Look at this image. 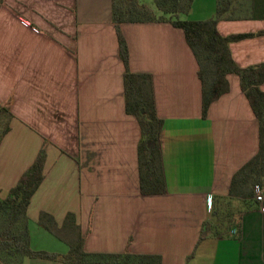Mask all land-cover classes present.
I'll return each mask as SVG.
<instances>
[{
  "label": "crops",
  "instance_id": "obj_1",
  "mask_svg": "<svg viewBox=\"0 0 264 264\" xmlns=\"http://www.w3.org/2000/svg\"><path fill=\"white\" fill-rule=\"evenodd\" d=\"M138 1L159 15L153 0ZM112 4L1 1L0 108L13 118L0 143V198L8 197L46 144L45 178L27 209L33 250L69 251L39 225L45 212L58 228L73 214L87 253L154 254L163 264H264V199L246 205L229 199L233 176L260 145L259 122L240 78L227 76L229 93L204 119L199 66L183 30L164 23L121 26L130 70L152 76L164 121L167 193L143 195L141 130L125 109ZM218 4L194 0L187 18L211 19ZM226 6L235 15L218 23L223 37L264 32V19L252 21L256 17L247 13L261 9L258 0H228ZM229 47L241 68L264 64V34Z\"/></svg>",
  "mask_w": 264,
  "mask_h": 264
},
{
  "label": "trees",
  "instance_id": "obj_2",
  "mask_svg": "<svg viewBox=\"0 0 264 264\" xmlns=\"http://www.w3.org/2000/svg\"><path fill=\"white\" fill-rule=\"evenodd\" d=\"M2 0H0L1 3ZM159 12L138 0H113L112 22L119 44V57L125 66L124 90L126 113L136 118L141 138L138 144L140 188L143 195H164L167 185L161 152V135L164 121L157 115L153 78L150 74H136L130 70L128 44L122 34L123 24L164 23L183 30L186 42L199 66L198 77L202 85V116L207 118L211 105L229 93L228 75L240 78L241 89L248 98L259 122L260 145L258 153L234 176L229 199L246 205L256 197V187H264V64L241 68L234 61L230 44L259 34H241L223 37L217 29L221 20H234L235 12L226 6L228 0H219L215 17L207 20H190L194 0H153ZM257 16V10L247 12ZM255 15V16H254ZM13 115L6 107L0 108V143L10 131ZM3 125V128H1ZM46 144L41 148L33 165L21 176L6 199L0 198V261L3 264H24L27 259L59 261L64 264H163L160 255L87 253L85 239L73 214H69L63 226L58 228L54 218L43 212L39 225L65 242L69 251L56 254L35 251L30 245L31 220L27 209L32 197L45 176ZM209 225L206 222L203 228Z\"/></svg>",
  "mask_w": 264,
  "mask_h": 264
},
{
  "label": "built area",
  "instance_id": "obj_3",
  "mask_svg": "<svg viewBox=\"0 0 264 264\" xmlns=\"http://www.w3.org/2000/svg\"><path fill=\"white\" fill-rule=\"evenodd\" d=\"M255 192H256L255 198L257 202H262L264 199V187H260V186L256 187ZM233 234L237 235V231H234Z\"/></svg>",
  "mask_w": 264,
  "mask_h": 264
},
{
  "label": "rangeland",
  "instance_id": "obj_4",
  "mask_svg": "<svg viewBox=\"0 0 264 264\" xmlns=\"http://www.w3.org/2000/svg\"><path fill=\"white\" fill-rule=\"evenodd\" d=\"M258 3L260 5L261 9L258 11L257 14L262 16L264 14V0H258ZM153 5H154V3H153ZM260 19H264V18H262V17H260V18H252V21H259ZM1 128H3V125H2Z\"/></svg>",
  "mask_w": 264,
  "mask_h": 264
}]
</instances>
